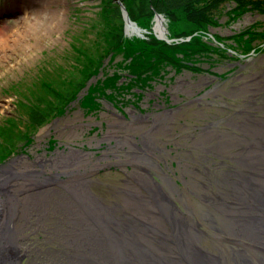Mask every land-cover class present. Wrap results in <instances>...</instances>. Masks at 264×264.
Wrapping results in <instances>:
<instances>
[{
	"label": "rangeland",
	"instance_id": "obj_1",
	"mask_svg": "<svg viewBox=\"0 0 264 264\" xmlns=\"http://www.w3.org/2000/svg\"><path fill=\"white\" fill-rule=\"evenodd\" d=\"M179 1L0 0V31L25 23L29 13H36L41 22L37 38L28 35L20 44L9 40L10 45L0 49V89L7 90L15 81L17 89L11 86L12 92L20 89L15 100L19 109L10 103L13 97L0 91V160L6 161L0 166V210L13 206L6 201L10 194L21 197L27 190L42 197L52 186L57 187V202L59 190L90 192L80 189L84 186L98 191L93 194L107 195V203L122 201L114 199L115 194L148 196L151 189L154 194H175L176 205L185 213L188 210L191 224L214 253L226 256L229 247L238 248L239 237L229 242L232 236L217 230L220 214L209 203L211 197L226 191L229 181L256 180L258 174L256 192L251 195L245 184L240 187L242 196L230 202L234 207L243 198L264 208V169L241 166L248 159L261 161L260 154L264 157V15L250 10L239 15L234 0H222L217 25L203 28L183 21ZM169 12L175 14V23ZM115 14L120 21L114 19ZM241 34L249 43L247 53L236 43ZM196 37L214 52L201 56L199 52L189 61L186 54L192 52L178 53L176 48L173 56L200 71L168 64L159 70L164 81L153 86L143 73L145 62L152 59L145 46L155 43L159 47L163 42L185 48L186 43L197 44ZM8 112L15 123H4ZM244 128L248 134L242 132ZM5 136L15 140L8 144ZM48 144L52 152L46 151ZM81 153L92 158L86 162L91 172L82 175L86 170L81 167ZM242 153L250 156L242 157ZM33 167L45 170L41 179L30 172ZM236 170L247 175L242 177ZM197 172L201 175L192 180ZM25 173L38 181L30 182ZM191 180L201 189L191 187ZM32 206L22 209L29 222L18 219L16 224L29 239L31 230L38 229L32 233L35 243L28 244L35 251L34 264H53L60 240L71 245L63 235L60 239L53 236L66 218L53 214L57 208L49 207L46 215L41 212L36 217L39 205ZM11 214L14 227L16 215ZM254 223L257 230L264 226L261 221ZM23 257L27 261L20 264H28L30 257Z\"/></svg>",
	"mask_w": 264,
	"mask_h": 264
},
{
	"label": "bare ground",
	"instance_id": "obj_2",
	"mask_svg": "<svg viewBox=\"0 0 264 264\" xmlns=\"http://www.w3.org/2000/svg\"><path fill=\"white\" fill-rule=\"evenodd\" d=\"M125 16L127 15H123V17ZM39 20L36 13H29L25 23L20 26L12 27L5 33L0 31V49H4L10 45L9 40H11V43L20 44L19 42H24L28 35L37 38L36 35H40L37 34L41 25ZM127 27H131L130 23L127 24ZM74 62H76L75 59ZM74 74H72V76ZM151 77H147V79L151 81L153 86V83H159V80L164 81V77H160L158 72ZM71 79L72 78H66L65 80H69L70 82ZM15 82L8 85L7 90L0 89V91L7 95V97H13L14 100L10 103H13L14 107L19 109L15 104L17 102L15 100H17L16 92L20 89L18 88L16 92H12L11 90L12 87H17L14 86V84H16ZM149 84L150 83H147L146 87H149ZM53 86H51V88H53ZM160 95L163 96V92H160ZM2 106L5 105L2 104ZM166 107L168 109L167 104ZM8 113H10V115L4 118V123H15L14 120H10L9 118L11 112ZM30 122L35 123L33 120ZM1 123L2 122H0V124ZM250 128L251 127H249L248 130H250ZM248 130L244 128L242 132L246 133ZM147 134L148 133H146V135ZM3 139H6L5 141H7L8 144L10 141L15 140L11 138L7 140L8 137L6 136L3 137ZM46 151H53L50 144L46 147ZM21 153L26 154L27 152L22 150ZM2 155L3 151L0 153V157H3ZM241 155L242 157L250 156L246 153H242ZM260 156L262 159L261 161L257 160L256 162H252L251 159H248L245 160L244 166L242 164L241 166H250L252 169H258L259 171L260 169H264V157L261 154ZM80 157L83 165L80 163L76 165H81V167H83L82 170H86L81 172V175L84 172H91L86 162L92 158L90 156L85 157L82 153ZM169 159L171 162L172 158ZM135 161H137V159ZM262 161L263 163H261ZM5 162V160H0V166H4ZM112 169H114V167H112ZM193 170L192 168L190 172ZM43 171L45 170H37L34 167L30 170L31 173L38 175L40 179L43 173H45ZM224 171L230 173L229 170ZM236 171L237 173L241 172L240 175L242 177L247 175L244 170ZM13 173L15 174V172ZM132 173L136 172L134 171ZM24 175L28 178L31 177L29 181L32 183L38 181L37 178H32L34 176L32 174L25 173ZM200 175L201 174L197 172L191 179L196 181V176ZM257 176L259 177L258 174ZM258 177L255 179H260ZM51 178L54 179L53 177ZM140 178H142V183L146 185V180L143 177ZM192 180L189 182L191 187L195 186L201 189L200 186H197L196 183L194 184ZM256 180H251L250 177L243 180L238 177L235 181H229L230 185H228L224 193L217 197H211L212 199L210 198L211 203L209 204H211L213 208L217 207L215 212L218 211L217 213L220 214L221 224L220 228L217 230L226 236H232L233 240L229 239V242H233L234 238L239 237L237 240L238 244L236 245L238 248L234 246L229 247L226 256L222 254L221 251L214 253L213 249L207 246V243L202 242L203 237L199 233L200 230L194 228L191 224L192 219L191 216L189 217L188 215V210L187 213H185L176 205L175 194H154L150 189V194H148V196H142L141 194H115L114 199L119 200L122 198V201L115 202L111 200L107 203V195L93 194L94 192L98 193V191L90 186L86 188L83 184H81V187L82 185L84 187L80 189L83 191L89 190L90 192L69 194L67 191L64 193L59 190V192L56 193L60 194L58 202L54 199L56 186H52V189H48V192L42 197L40 195H32V193L27 190L23 191L24 193L21 194V197H17V194H10L6 201L8 203H14L13 206L10 205L9 208V206L6 205V208L3 207V209L0 210V264H20V262H22L21 260L27 261V258L23 257L26 256V254L30 258L28 262L25 263L34 264L35 260L33 261V254H35V251H33L28 244L31 243L30 245H32L35 243V241L32 240L36 234L32 233H35L38 229L31 230L30 234L32 239H29L27 237L28 234H21L23 230L16 224L18 219H24L26 224L29 222L25 213L23 214L24 211L22 209L25 207L27 210H31L30 206L32 205L36 207L39 205L36 211L38 215L41 212L43 215H46L45 210L47 211L49 207L52 209L57 208L53 214H62L64 218H66V223H62V226L59 225V231L55 232L56 235L53 234V236L60 239L62 238L60 236L61 234L64 239H69V242L71 241V245L65 246L66 244L63 243L64 241L60 240V249L54 250L56 256L53 257V264H228V262L232 260L233 264H264V226L262 229L257 230L255 229L256 225L254 223V220L264 222V215L259 217L255 215L260 212L264 214V208L257 207V205H253V203L248 201L246 202L243 198L242 200L239 198L238 200L240 203L236 206L234 205V207H232V203L230 202L233 201L234 196H237V198L238 196H242L240 187H244L245 184L248 185L247 187L250 189L251 195L254 194L256 192L254 191V185L257 184ZM261 183L264 184L262 179ZM219 184H215L217 185V189H220ZM197 189L196 191H198ZM204 194L206 196L209 194L206 188H204ZM11 195L14 196L11 197ZM253 199L256 201V197ZM0 202H2L1 198ZM232 208H235V211H233ZM14 212L16 218L14 219L13 227V225H10V219L13 216L11 213ZM48 212L51 213L50 211ZM31 213L34 214L33 212ZM36 217H40V215ZM38 219H36V221ZM78 224L81 226H78ZM22 225L25 224L22 223ZM26 227H28V225H26ZM60 231L62 233H60ZM48 236L51 237V234ZM73 237H76V239H73ZM243 239L247 241L250 240V242L246 243ZM25 240L28 242L26 245L23 243ZM20 243H23V246ZM254 245L256 248H253ZM79 253H81V257ZM175 255H178L180 258H175Z\"/></svg>",
	"mask_w": 264,
	"mask_h": 264
},
{
	"label": "trees",
	"instance_id": "obj_3",
	"mask_svg": "<svg viewBox=\"0 0 264 264\" xmlns=\"http://www.w3.org/2000/svg\"><path fill=\"white\" fill-rule=\"evenodd\" d=\"M235 1V5H237V7H239V11H241V13H239V15H241L242 13L247 12L248 10L252 11V12H258V14H262L264 15V0H234ZM182 5L183 8V12L185 17L184 20H187L190 24H193L195 26H199V27H203L206 28L209 25H217L216 21L217 20V15L216 12L219 13L220 11V5L222 0H180L179 1ZM224 2V0H223ZM172 11V10H170ZM170 14V19L172 18V22L175 23L174 21L176 20L175 14L172 15L171 12H169ZM168 15V14H167ZM216 15V16H215ZM234 16V15H233ZM178 18V17H177ZM114 19L117 21H120L119 17L117 14H115ZM232 19V18H231ZM180 20V19H179ZM177 20V21H179ZM210 21H214V22H210ZM245 32H249V30L247 29V31ZM243 35L241 34L239 37V42H236L238 45H240L242 48V52L247 53L250 51V47H249V43L244 41L243 39ZM197 38V37H196ZM197 40V44H193V43H186L184 44L186 47L184 48V46H179V48L176 46H172V45H167L166 43L164 44L163 42L161 43V46H154L155 43H149V45L145 46L147 47L149 50H151V52H149L151 55L150 59L148 62L146 61H142L147 63L146 65V70L143 72L144 75L146 77H148L147 75L152 76L153 74L155 75V73H160V69L163 67H166V65L169 64L172 65L171 67L175 69L174 64L177 65V67L179 66L181 69H190L191 71H197V67L194 66L191 62V60H193L192 58L194 57L193 55L197 54L200 52V54H198L199 56H201V54L204 53H213L214 49L211 46H205L201 43V37H199V39H195ZM198 40H200L198 42ZM246 42V43H245ZM252 43V42H250ZM177 48V49H176ZM176 49V51L178 53H183V50H189L190 52H192V54L187 53V59L189 61L185 62L183 61V59L180 58H174L173 56V51ZM133 55V53H132ZM163 57H166V59H169L171 62L167 63L163 60ZM94 58V57H93ZM148 59V57H147ZM151 69H153L151 71ZM142 75V76H144ZM109 78V77H107ZM105 81V80H103ZM105 83H107V81H105Z\"/></svg>",
	"mask_w": 264,
	"mask_h": 264
}]
</instances>
